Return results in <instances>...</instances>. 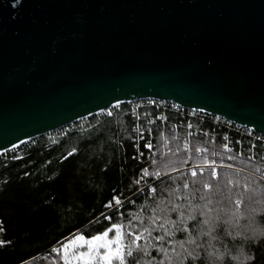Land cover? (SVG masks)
<instances>
[{
  "label": "water",
  "instance_id": "95a60500",
  "mask_svg": "<svg viewBox=\"0 0 264 264\" xmlns=\"http://www.w3.org/2000/svg\"><path fill=\"white\" fill-rule=\"evenodd\" d=\"M143 99L264 135V0H0V154Z\"/></svg>",
  "mask_w": 264,
  "mask_h": 264
},
{
  "label": "trees",
  "instance_id": "16d2710c",
  "mask_svg": "<svg viewBox=\"0 0 264 264\" xmlns=\"http://www.w3.org/2000/svg\"><path fill=\"white\" fill-rule=\"evenodd\" d=\"M85 119L88 123L81 129L64 135L56 130L33 138L17 152L0 154V241H4L0 264H51L44 255L56 260L53 246H61L73 234L92 235L108 226L101 213L111 212L104 205L117 194L125 200L122 223L127 229L143 232L148 225L155 229L147 244L141 241V247L156 250L146 251L149 255L143 258H162L158 249L167 251L172 262L177 256L183 259L187 251L210 253L207 264H264V238L259 235L264 229V182L246 173L264 177L259 151L254 161L248 150L241 157L236 151L224 153L218 137L214 152L209 139L196 135L192 148L204 147V154H187L180 139H175L170 146L172 156L158 157L156 164L142 162L138 161L128 111ZM166 135L171 138L173 134ZM206 160L224 166L217 168L218 178L211 177L210 167L196 178L189 171L170 173ZM163 163L169 165L164 169L167 175L145 177L136 185L142 168L146 166L152 173L160 171ZM205 182L212 185L211 190L203 187ZM237 198L243 200L240 207L234 203ZM173 208L177 211L172 212ZM180 213L185 225H192L191 237L164 223L179 221ZM190 216L207 223H194ZM218 220L228 221L223 230L216 228ZM113 222H117L115 218ZM190 239L195 243H189Z\"/></svg>",
  "mask_w": 264,
  "mask_h": 264
},
{
  "label": "snow or ice",
  "instance_id": "6c2138e0",
  "mask_svg": "<svg viewBox=\"0 0 264 264\" xmlns=\"http://www.w3.org/2000/svg\"><path fill=\"white\" fill-rule=\"evenodd\" d=\"M111 115V113H108ZM143 139V135L140 136ZM143 148L151 151L154 145L145 141L142 145ZM227 147V145H225ZM197 152H204L207 149L196 148ZM143 155V153H140ZM72 155V153H69ZM231 159V157H229ZM135 159V157H133ZM153 164H156L157 161L153 160ZM187 163V161H184ZM208 164V161H205ZM214 163V162H212ZM169 165L163 163L160 171H155L150 173L148 168L142 169V174L139 179L135 181L136 185H139L141 180L144 177H155L156 179H162L163 175H167L164 172V169ZM201 165H196L191 169V176L196 178L198 175H203L202 171H199ZM210 167V174L212 178H218V170L215 167ZM194 182V181H193ZM184 187H189L188 184H185ZM205 189L211 190L212 185L205 182L203 184ZM153 193L156 192V188L152 187L150 189ZM138 191H141L138 189ZM245 191H248L245 188ZM135 196L136 193H133ZM122 194L113 195L109 201L104 205V208L111 209V212L108 214L101 213L104 220L108 221V226L102 230L97 231L92 235H85L83 233L73 234L71 240L63 243L59 248H54L52 251L55 252L56 256L59 258L58 264H141V260L144 256L149 255L144 248L141 247V241H144L145 244L148 243V238L152 237V233L155 230L152 226H143V232L138 231H125L122 220L126 218L122 208L125 205V200L121 198ZM203 198V197H202ZM235 205L240 207L243 204V200L237 198L235 200ZM211 210V209H209ZM172 212H176L177 209L173 208ZM255 211V209H253ZM264 213V210H262ZM181 219L179 221L169 219L164 223H170L174 228H176L180 233H187L191 237L192 225H185L182 217L183 213H180ZM114 218L117 222H113ZM190 220L194 223H207V221H198L196 217L190 216ZM228 221H217L216 228L223 230V225L227 224ZM162 223H156L157 228H163ZM131 227V225H130ZM255 230V229H254ZM230 235V233H228ZM259 235L264 238V229H260ZM157 240H162L161 237H156ZM189 243H195L194 240H189ZM183 247V241L180 242ZM4 241H0V245H3ZM198 248L200 245H196ZM211 257L210 253L198 254L195 252H187L183 257L182 264H207L208 259ZM217 259H222L218 257ZM234 259V258H233ZM214 264V262H213Z\"/></svg>",
  "mask_w": 264,
  "mask_h": 264
},
{
  "label": "built area",
  "instance_id": "2783aa9c",
  "mask_svg": "<svg viewBox=\"0 0 264 264\" xmlns=\"http://www.w3.org/2000/svg\"><path fill=\"white\" fill-rule=\"evenodd\" d=\"M125 103L128 104L133 122V141L137 152L138 161L147 162L153 160V157L157 155L155 139L160 137L165 144V129H170L171 131L184 129L186 130V135L182 145V150L187 154L192 153L196 148L205 149L201 146L196 147L195 149L192 148V139L194 136L199 135L203 138L209 139L213 145L214 152L217 147V139L218 137H221V150L224 153L236 151L237 156L241 157L243 155V151L248 150L249 159L254 161L257 151H259L262 160L261 169L264 173V135L252 129L236 125L220 117L211 116L199 110L186 109L172 102L157 99H143ZM120 104L121 103H118L113 107H117L118 110H120ZM110 109L111 107L103 111L109 115L108 113ZM172 115L175 118H172ZM194 124L201 126L206 125L209 126L210 129L204 127L198 128ZM76 128L77 127L75 124L72 123L63 127V131L65 129L73 131L76 130ZM65 133L66 132H63V135ZM156 133H158V135H155ZM141 134L143 135V139L140 138ZM145 141H149L154 145L151 151L142 147ZM225 145H227V147H225ZM195 152L197 154H204L206 151ZM140 153H143V155ZM209 164L211 167L215 168L223 167L222 165L216 164L215 162H208V164H197L202 166L199 171L209 168ZM195 166L196 165L186 166L184 168L178 169L176 172L189 171L191 174V169H193ZM144 168L147 167L145 166ZM142 169L138 173L137 179L140 178ZM249 174L264 182V177L257 176L253 173ZM54 248H56V245L53 246L51 250Z\"/></svg>",
  "mask_w": 264,
  "mask_h": 264
},
{
  "label": "rangeland",
  "instance_id": "374dc122",
  "mask_svg": "<svg viewBox=\"0 0 264 264\" xmlns=\"http://www.w3.org/2000/svg\"><path fill=\"white\" fill-rule=\"evenodd\" d=\"M119 106H120V110H118L117 107H113L112 106L109 112L110 113H121V111H128L130 113L129 108H128V104L121 103ZM104 114H106V112L102 111V112H99V113H97L95 115L96 116H101V115H104ZM77 122H78V124H75V126L76 127H79V129H81L82 127H84L88 123L87 119H82V120H79ZM194 125L196 127H198L197 124H194ZM60 130H61V132H60ZM68 131H69V129H65L64 131H63V129H59L60 135H63V132H68ZM168 132H170V133L173 134L171 138L167 137L166 134ZM185 135H186V130H184V129H178L177 131H171L170 129H165V133H164L165 144L163 143V141L161 140L160 137H157L155 139V143H156V146L155 147H156V153H157V155L153 157V160L157 159L158 157H161L160 159H164V158L168 157L169 153L172 156L171 151H170L171 150V147L170 146H171V143L173 144L177 139H180V144H181L180 147L182 149V145H183V142H184ZM31 143H32V139L31 140H28L26 142H23V143L15 146L14 148H11V149H9V150H7L5 152H2V153H13V152H17L19 149H21L22 146H24L26 144H31ZM220 148H221V146H220ZM216 149H217V147H216ZM177 170L178 169H175V170H172L171 172L170 171L169 172L170 173H177L176 172ZM246 173L249 174V172H246ZM124 230L126 232L127 231H131V230L127 229V226H124ZM59 247L60 246L58 245L56 248H59ZM152 249H155L156 250V248H149V247H147L145 249V251H149V250L152 251ZM51 252L53 253V255H56L55 252H53V251H51ZM157 253L159 255H162V258H160V259L154 258V259H151V260H149L148 258H143L141 260V264H182V260L183 259L180 256H177L176 258L174 257V259H172L173 260V262H172V261L169 260V257H168V254L169 253L167 251H163V250H158L157 249ZM45 255H47V254H45ZM45 255H44V257H49V259H47V260H49L51 262V264L52 263L53 264H58L59 258H57L55 260L51 256H45Z\"/></svg>",
  "mask_w": 264,
  "mask_h": 264
}]
</instances>
